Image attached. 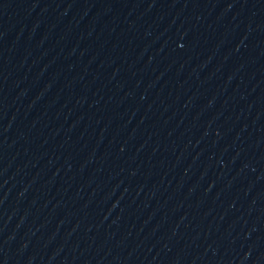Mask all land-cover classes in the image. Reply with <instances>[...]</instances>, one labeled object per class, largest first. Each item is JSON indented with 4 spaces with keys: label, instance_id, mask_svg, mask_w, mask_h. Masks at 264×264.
I'll list each match as a JSON object with an SVG mask.
<instances>
[{
    "label": "water",
    "instance_id": "1",
    "mask_svg": "<svg viewBox=\"0 0 264 264\" xmlns=\"http://www.w3.org/2000/svg\"><path fill=\"white\" fill-rule=\"evenodd\" d=\"M0 264H264V0H0Z\"/></svg>",
    "mask_w": 264,
    "mask_h": 264
}]
</instances>
